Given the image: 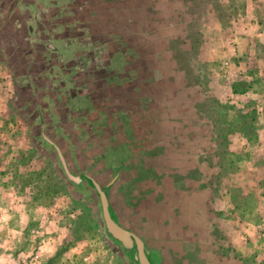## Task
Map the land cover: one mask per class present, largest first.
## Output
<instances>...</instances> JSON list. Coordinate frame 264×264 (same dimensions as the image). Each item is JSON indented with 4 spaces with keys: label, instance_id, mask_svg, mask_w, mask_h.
<instances>
[{
    "label": "rangeland",
    "instance_id": "374dc122",
    "mask_svg": "<svg viewBox=\"0 0 264 264\" xmlns=\"http://www.w3.org/2000/svg\"><path fill=\"white\" fill-rule=\"evenodd\" d=\"M4 1L0 264H136L106 237L93 188L67 179L43 136L73 174L106 186L122 170L108 190L112 210L160 264H264V0L107 3L100 13L123 34L120 67L155 84L138 95L122 88V100L101 102L100 112L98 100L87 107L82 96L67 103L51 92L37 101L44 84L34 69L27 76L35 93L20 89L39 58L33 38L14 30L17 19L6 20L21 8ZM56 46L64 61L83 54L75 42ZM136 98L145 109L138 123L127 113ZM130 124L139 125L135 139L119 131Z\"/></svg>",
    "mask_w": 264,
    "mask_h": 264
},
{
    "label": "flooded vegetation",
    "instance_id": "af4514ba",
    "mask_svg": "<svg viewBox=\"0 0 264 264\" xmlns=\"http://www.w3.org/2000/svg\"><path fill=\"white\" fill-rule=\"evenodd\" d=\"M112 1L114 0H12V6L21 8V11L8 12L6 20L12 19V17L17 19L16 21L18 22L13 25L14 30L17 29V32H19L24 28L27 35L33 38L31 44L34 45V50H36V55L39 58V61L27 64L24 76L19 79L20 89L27 87L28 93H35L32 90V81L27 76L30 69H34L36 80L44 84L42 86L43 89L40 87V90L35 89L36 92H39L36 94L37 98L35 97L37 101H43L45 95L51 92L54 94L50 96L51 100H54V97H61L67 103L70 99H79L84 95L83 97L89 99L87 107L91 106L93 99L94 101H99L95 102L98 112L102 111H99L98 107L104 105L101 102L113 101L114 99L115 101L118 99L122 100L123 96L120 94L122 88L126 89V92H131L132 95H138L145 89L148 91L150 88L154 91L155 77L144 74L139 78V76H136L137 74L132 76L134 72L125 73L128 66L126 69L120 67L124 60L122 56V49H124L122 44L123 34L111 23H107L108 20L113 19L112 15L106 17L105 12L100 13L102 10L105 11L107 3L112 4ZM115 1L118 2L119 0ZM0 5L2 8L6 7L7 2L4 1ZM6 20H4V24ZM74 42L83 48V54L74 59L64 61L62 51L57 46L55 48V45L63 43L70 46ZM132 64H134L132 59L131 62L126 63V65L131 66ZM74 69H76L75 72H73ZM107 69L110 74H118L119 77H108ZM143 73L146 72L143 71ZM112 78L119 80L118 83H114V86L110 83ZM140 80L141 82H139ZM116 90L119 93L113 94ZM140 99L142 98H136L137 105H133V111L127 112L131 116L136 117L134 122L137 123L139 122L137 117L141 115L140 110L142 112L145 111L143 104L139 101ZM145 99L147 100L145 104L146 110L149 111L150 97L147 96ZM104 106L106 107V105ZM81 107H84V105ZM85 107L82 111H86ZM106 109H103L106 111L105 113L108 111ZM119 124V121H117L110 131L116 130ZM88 127L92 131L98 126L90 125ZM133 127L137 128L139 125L130 124V129L121 125L119 131L128 130V134L133 138ZM124 144L128 149L132 142L125 141ZM144 148H147V146H143ZM148 168L153 169L151 165ZM121 173L122 170L116 169L112 180L115 177L120 180ZM83 182H87V180L84 178L79 185ZM118 222L123 226L120 221ZM141 239L145 242L143 238ZM149 250L152 262L160 264L161 257L150 248Z\"/></svg>",
    "mask_w": 264,
    "mask_h": 264
},
{
    "label": "water",
    "instance_id": "95a60500",
    "mask_svg": "<svg viewBox=\"0 0 264 264\" xmlns=\"http://www.w3.org/2000/svg\"><path fill=\"white\" fill-rule=\"evenodd\" d=\"M83 96L80 99L84 98L82 100L87 101L88 98ZM76 100L79 101V99ZM78 103L79 102H76L77 105L75 104V107H80ZM43 138L45 142H47L55 150L67 179L71 183L79 185L85 178L88 184L95 191V194L97 195V198L99 200L105 235L110 240V242L120 247L121 250L126 253L128 258L133 260L136 264H154L151 259V252L147 247L146 243L134 232L121 226L112 210L111 204L107 196V191L116 182L117 177L111 180L106 186H102L90 177H87L85 175L73 174L69 170L67 162L60 148L54 142L49 140L46 136H43Z\"/></svg>",
    "mask_w": 264,
    "mask_h": 264
},
{
    "label": "crops",
    "instance_id": "0c3cea01",
    "mask_svg": "<svg viewBox=\"0 0 264 264\" xmlns=\"http://www.w3.org/2000/svg\"><path fill=\"white\" fill-rule=\"evenodd\" d=\"M92 101H94V99Z\"/></svg>",
    "mask_w": 264,
    "mask_h": 264
}]
</instances>
